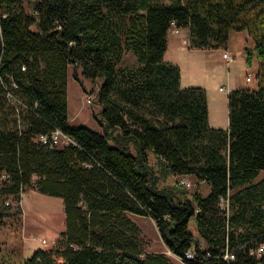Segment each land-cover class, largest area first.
Wrapping results in <instances>:
<instances>
[{"label":"trees","instance_id":"16d2710c","mask_svg":"<svg viewBox=\"0 0 264 264\" xmlns=\"http://www.w3.org/2000/svg\"><path fill=\"white\" fill-rule=\"evenodd\" d=\"M25 1L0 0V194L61 197L65 227L19 264H175L142 248L129 213L153 219L172 253L193 246L196 264H264V0ZM171 22L192 47H224L231 30L251 36L257 86L229 90L226 128L209 125L205 89L180 86L178 64L164 60ZM70 64L101 78V130L68 119ZM54 128L71 141L35 140ZM156 166L209 191L159 186Z\"/></svg>","mask_w":264,"mask_h":264},{"label":"rangeland","instance_id":"374dc122","mask_svg":"<svg viewBox=\"0 0 264 264\" xmlns=\"http://www.w3.org/2000/svg\"><path fill=\"white\" fill-rule=\"evenodd\" d=\"M23 4L25 9H29L27 1L24 0ZM231 32V34L236 33L234 30ZM229 42L234 51L237 52L239 39H237L236 35H233ZM252 44L253 41L251 39V46ZM193 48L200 50L203 54V58L199 64H206L207 58H211L214 61L217 60L220 65L225 66L223 61L219 59L220 52H218L216 47ZM234 51L232 50V53L229 51L232 56L230 60L234 57ZM239 54H237V57ZM134 60L135 57L130 52L124 55L123 61L125 63L131 64ZM80 69V66L68 65V118L73 123L86 124L91 128L101 130L100 121L97 119L100 117L99 110L101 108L97 102V89L101 78L92 80L84 77ZM200 72L201 68H197L196 73ZM73 73L78 78H74ZM241 73V77L244 79L247 87L255 88L257 86V71L252 63L250 67H244ZM219 84L227 87L226 83L220 82ZM209 100L212 114L217 116V118H221L220 114L225 107V103H221L220 97L214 93L209 94ZM63 144L62 141L56 146L60 147ZM150 160L154 163L152 157ZM156 167L159 186L172 184H177L178 186L180 184V186L187 190L189 197L191 196V192L198 186L201 194L204 195L206 184L203 181L197 182L193 174L175 175L167 173L163 175V172L160 173L159 167ZM263 176L264 169H261L256 180ZM182 178L185 179V183L179 182ZM207 191H209V187ZM0 211L3 212L0 224V264H19L22 259L29 257L35 248L51 247L65 227L62 198L41 193L33 188H28L21 192L19 201H15L12 195L0 194ZM128 215L140 228V241L145 251L164 252L175 264H183L167 248L161 239L155 222L149 216L134 213H129ZM188 229L198 239L201 247H205L204 240L200 238L197 232L194 216H190L188 219ZM43 238L45 242H42Z\"/></svg>","mask_w":264,"mask_h":264},{"label":"crops","instance_id":"0c3cea01","mask_svg":"<svg viewBox=\"0 0 264 264\" xmlns=\"http://www.w3.org/2000/svg\"><path fill=\"white\" fill-rule=\"evenodd\" d=\"M232 31V30H231ZM229 32L228 41L226 46L224 47H216L218 52H220L219 59L223 61L225 66L220 65L217 60H212L211 58H207V63L199 62L203 58V54L200 50H195L188 43V31L186 27H178L175 24H172L168 29L166 38V49L163 53L164 60L173 62L178 64L180 68V86H188V85H201L206 89V98L208 104V123L212 127H220L226 128L228 126V98L227 94L229 90L236 88L247 87L245 85L244 79L241 77V72L244 70V67H250L251 65H246L245 62V53L243 51L244 47L251 46V38L245 30H234V34ZM236 35L237 39H239V45L237 52L234 51L231 46L229 40L230 38ZM223 50L235 52L232 60L226 62V60L222 57ZM240 53L237 57V54ZM225 61V62H224ZM255 67L256 71L258 68V59L253 57L251 62ZM201 68L200 73H196V69ZM205 68V70H204ZM226 83L227 87L223 84ZM218 84V86H217ZM223 86L224 89H220L219 87ZM67 89H68V79H67ZM224 92V93H223ZM216 94L220 97V102L225 103V107L223 108L220 116L221 118H217L211 112V105L209 100V94ZM223 93V94H222ZM224 95V100H223ZM67 114H68V90H67ZM69 119V118H68ZM178 175V174H175ZM192 175V174H191ZM183 181V182H182ZM179 182L185 183V179H180ZM206 185V191L208 193L209 184L203 181ZM153 220V219H152Z\"/></svg>","mask_w":264,"mask_h":264},{"label":"built area","instance_id":"2783aa9c","mask_svg":"<svg viewBox=\"0 0 264 264\" xmlns=\"http://www.w3.org/2000/svg\"><path fill=\"white\" fill-rule=\"evenodd\" d=\"M171 24H174V22H171ZM222 57L226 61H229L232 58V56L230 55L229 51H227V50H223ZM220 89H223V87H220ZM8 98L12 99L10 94H8ZM39 139H40L41 142L46 143L49 146H56L59 142H62V141H63L64 144H67L68 142L71 141L69 136L67 134H65L64 132H62L58 128H54L48 134H41L39 136ZM219 199H220V207L221 208H225L226 207V202H225L224 198L220 197ZM42 242H45L44 238L42 239ZM263 250H264V243H261V244H259L257 246V248L255 249V252L257 254H259L260 252H263ZM173 255L177 259H179L183 264H196L194 262V260H196L197 254H196V250L193 248V246H191L188 249H186L182 256L174 254V253H173ZM223 258H225L226 261H229V260L234 258V254L231 251H228L226 249L224 251Z\"/></svg>","mask_w":264,"mask_h":264},{"label":"bare ground","instance_id":"6f19581e","mask_svg":"<svg viewBox=\"0 0 264 264\" xmlns=\"http://www.w3.org/2000/svg\"><path fill=\"white\" fill-rule=\"evenodd\" d=\"M35 140L38 141V142H40V143H43V142L40 141L39 136L36 137ZM43 144H46V143H43ZM2 177H6V176H3V175H2ZM182 182H183V181H182ZM180 183H181V182H180ZM224 200H225V199H224ZM225 202H226V207H225V208H222V209H224V210L227 211V207H228V205H227V200H225Z\"/></svg>","mask_w":264,"mask_h":264}]
</instances>
